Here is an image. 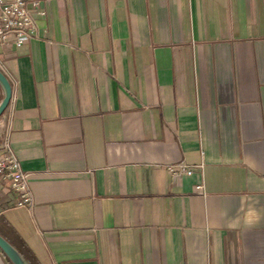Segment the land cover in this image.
Instances as JSON below:
<instances>
[{
	"label": "crops",
	"instance_id": "crops-1",
	"mask_svg": "<svg viewBox=\"0 0 264 264\" xmlns=\"http://www.w3.org/2000/svg\"><path fill=\"white\" fill-rule=\"evenodd\" d=\"M44 1L0 51L33 197L0 182V233L30 264H264V0Z\"/></svg>",
	"mask_w": 264,
	"mask_h": 264
},
{
	"label": "built area",
	"instance_id": "built-area-1",
	"mask_svg": "<svg viewBox=\"0 0 264 264\" xmlns=\"http://www.w3.org/2000/svg\"><path fill=\"white\" fill-rule=\"evenodd\" d=\"M35 15L45 16L44 0H0L1 52L12 53L35 36L37 29ZM192 167L184 162L168 165L173 175L181 172L190 175ZM196 167L201 168L202 163ZM3 180L7 181L16 194L15 206L30 212L33 207V197L29 185V173L22 169L18 157L5 136L0 139V182ZM195 191L200 195H206L202 184L195 185Z\"/></svg>",
	"mask_w": 264,
	"mask_h": 264
},
{
	"label": "water",
	"instance_id": "water-1",
	"mask_svg": "<svg viewBox=\"0 0 264 264\" xmlns=\"http://www.w3.org/2000/svg\"><path fill=\"white\" fill-rule=\"evenodd\" d=\"M0 89H1V99H0V116L8 106V103L12 96L11 85L0 69ZM0 250L3 255L11 262V264H30L25 257L0 233ZM0 264L4 262L0 259Z\"/></svg>",
	"mask_w": 264,
	"mask_h": 264
},
{
	"label": "rangeland",
	"instance_id": "rangeland-1",
	"mask_svg": "<svg viewBox=\"0 0 264 264\" xmlns=\"http://www.w3.org/2000/svg\"><path fill=\"white\" fill-rule=\"evenodd\" d=\"M1 91V90H0ZM0 99H1V92H0Z\"/></svg>",
	"mask_w": 264,
	"mask_h": 264
},
{
	"label": "trees",
	"instance_id": "trees-1",
	"mask_svg": "<svg viewBox=\"0 0 264 264\" xmlns=\"http://www.w3.org/2000/svg\"><path fill=\"white\" fill-rule=\"evenodd\" d=\"M9 261V260H8ZM10 262V261H9ZM10 264H11V262H10Z\"/></svg>",
	"mask_w": 264,
	"mask_h": 264
}]
</instances>
